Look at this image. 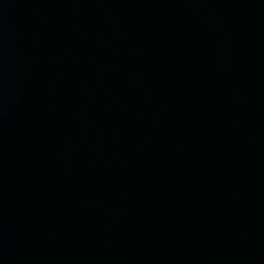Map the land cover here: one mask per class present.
Here are the masks:
<instances>
[{
  "label": "water",
  "instance_id": "1",
  "mask_svg": "<svg viewBox=\"0 0 264 264\" xmlns=\"http://www.w3.org/2000/svg\"><path fill=\"white\" fill-rule=\"evenodd\" d=\"M0 264H264V0H0Z\"/></svg>",
  "mask_w": 264,
  "mask_h": 264
}]
</instances>
